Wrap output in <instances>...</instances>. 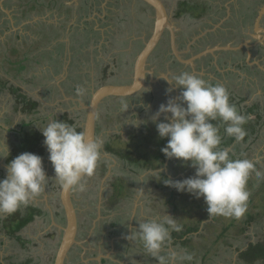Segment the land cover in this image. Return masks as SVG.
Wrapping results in <instances>:
<instances>
[{"label": "rangeland", "instance_id": "rangeland-1", "mask_svg": "<svg viewBox=\"0 0 264 264\" xmlns=\"http://www.w3.org/2000/svg\"><path fill=\"white\" fill-rule=\"evenodd\" d=\"M0 1L9 14V17H0V73H3V80L6 78L13 79L17 74L19 63L26 66L24 72H21L16 78L18 80H14V82L21 85L28 96H34L39 102L40 100H44L43 98L45 97L44 106H49L46 109L41 108L42 111L40 116L43 121L38 122L36 127L42 129L47 123L55 120V115L65 112L76 118L77 122L81 125L85 121L86 112L80 109L81 106H79L76 100H81L86 104L88 103L91 96L92 83H95L96 87L107 83H129L128 81L131 78V73L129 69L126 71L127 67H125L124 64V57L122 58L121 53L118 52L119 49H124L128 45L123 42L118 43L113 38H110L108 41L103 40L100 42V40L96 42L95 38L92 36L79 42L81 35L78 33L84 26L83 13H88L84 11L83 8L78 9V7L82 6L81 3H83V0ZM57 1L63 2L57 4ZM164 1L167 3V7L173 8L175 7V3L180 0ZM206 1L212 3L213 0ZM88 2L93 12H96V8L99 7H115V5L120 4L117 0H110L111 3L105 6L102 4L101 0H88ZM247 3L248 1L246 0L239 2L234 0V5L229 4V6L237 7V15L240 13L239 15L243 17V15L247 13V10L245 11ZM256 5L257 4L254 5L255 8ZM68 7H75V10L68 13ZM129 8L132 9L130 4L128 8L122 7L120 9V14L125 16ZM198 11H202V9L194 10L193 17H198L200 15ZM105 12L104 15L106 14ZM254 12H257V19H255L256 23L249 22L250 24L245 28V23L243 22L244 24L241 25L240 20H238L237 23H226L224 27H226V29L234 28L235 33H240V31H243L244 34L250 33V37L252 38L247 36H245V38L252 39L255 46L253 49L254 59L252 60L258 61L259 64L264 67V7H260L259 10L256 9ZM104 15L101 16L102 19ZM136 17L137 14H134V20ZM7 19H10V25H8V23L7 25L4 24ZM94 20L95 25L91 24L90 26L94 25L96 29L105 28L101 27L99 20L96 18ZM184 23L183 26L186 27L189 32L193 33H196L198 30L201 32V28L206 26V23L199 19L190 22L184 18ZM125 25L126 27L123 29L119 27L121 28L119 33L122 35L120 37L117 33V40H125V38L127 40V38L133 37L136 33L145 30V27L141 29L140 24L136 22L130 23V20H126ZM8 26H10V29H6ZM207 29H209V27ZM116 31L118 32L117 28ZM54 32L59 33L56 34L58 36H56L57 38L55 37L56 39L47 37L48 34L53 37L52 34ZM194 35L196 36L197 34ZM241 36L244 37V35L240 34L239 38ZM254 37H256V39ZM223 38H226L224 34ZM212 40L216 41V39ZM62 43L65 44L61 46ZM12 46L18 48L19 51L17 54L11 52ZM164 47L165 46L161 47L162 50ZM3 59L12 61L10 64L11 66L8 63H3ZM249 67V69L245 68V77L249 80H242L246 86L236 78L232 80V88L236 89L237 94L239 92V95L248 96L250 98L249 103L255 101L253 99L258 98L260 94V101H262V104H260L264 107V78L254 72L255 68L258 69L257 64L249 65ZM250 69L251 72L248 71ZM33 74H36V77L31 79V75ZM159 74H161V72ZM21 75L24 79H20ZM206 80L208 81V79ZM238 82L241 84H238ZM62 83H65L70 91L67 92L66 95H61L58 91V86L62 85ZM48 85L55 87L57 92L53 91L52 93H48L46 91V87H49ZM78 86L86 90L85 95H76L75 90ZM141 93H139V95ZM179 95H181V92ZM144 96L145 95H142L138 98H144ZM138 98H135V100L108 98L101 103L98 114L97 130L99 132H97V141L102 142L101 148L104 147L105 142L109 141L114 147L133 151L136 155H146L148 161L156 162L161 149L167 145L168 138L159 137L156 123L153 122V117L159 112L160 106L162 104L165 105V102L159 104H153L150 100L137 102ZM170 99L174 100V96L171 95L168 100ZM121 100L129 103V110L126 112L121 111ZM11 101L14 105L17 104V100L13 94L6 93L0 96V116L10 117L12 115L17 117L20 115L19 111L14 109L16 110L15 113L13 108L11 109ZM256 101H258V99H256ZM179 103L180 100L178 101V104ZM183 106L186 107V105ZM148 108H153V110H155L153 114L150 112L149 118L145 119L142 118V116L137 117L140 114V110H145L147 112ZM132 111H135L134 114L131 113ZM78 115L80 116L77 118ZM21 117L26 119L25 121L33 118V116H27L26 114H21ZM167 117L169 119H167ZM137 120L140 121L139 126H134L129 122H137ZM157 122L170 123L171 114L161 113ZM217 123L219 124L218 121H216V124ZM145 125L146 127H143ZM221 129L222 126L220 127V131ZM102 130L106 131V136L105 133H102ZM115 133L118 134L117 137H114ZM137 133L139 134L138 138ZM132 137H134L135 141H132ZM130 139L131 142H129ZM5 140L6 143L9 142L7 139ZM162 141H165V143L163 144ZM252 141L253 140H251V143ZM17 142L20 144L19 139ZM249 146L250 147H247L248 150L244 155H241V153L239 155L238 151L233 150V147L227 149L232 158H248L255 163L259 171L264 172V127L261 130L259 139L252 146ZM172 160L173 162L171 163L178 165L175 170L172 165V167L164 165L154 171H142L138 172V174L135 171L136 175L133 176L132 174L134 183L139 182V178L143 180L140 187L142 191L135 200L134 198L124 199L126 197V188L124 189L121 182L114 181V176L118 179L119 177L122 178L127 175V167H125L122 162H118L114 170L116 174H114V176H107L105 175L104 169L99 167L100 162H98L93 176L86 177L82 181V183L85 184V191H74V203L78 211L81 230L89 228L90 223L95 220L98 214L100 218L97 224L101 230L104 229L105 224L106 226L110 224L108 221H106V223L104 220L114 218V221H116L123 218L124 222H122L119 228L122 231L129 230L130 233H132V230L138 229V223L146 219V213H148L152 219H163L167 215H170L178 220V223L183 226V230L190 226H198L199 231L203 230L204 236L206 237H203L202 240H198L197 246L193 245V239L197 238L194 235L191 236L190 240L193 247H189V243L187 245V251L195 254V264H245L239 257L241 252L246 250L251 243L264 240V206L261 208L258 206L261 202H264L261 196L263 193L262 188H264V179L257 181L254 174L249 179L253 184L249 185L248 181L247 189L250 192L248 208L241 219L237 220L235 218H224L220 216L209 217L206 210L207 206L203 198L196 199L186 192H178L174 187H164L166 182L163 179L162 173L169 175L171 180H174L173 182L183 181L195 176V168L191 167L190 164L176 159ZM46 162L47 161L44 159V170V164ZM103 165H106V163L104 162ZM46 169L50 171V174L46 175L48 177V185L51 189V184H53V186L56 187L55 193L59 196L61 187L55 179L53 166L51 169L48 167H46ZM112 186H114L115 191ZM250 200H253V202H250ZM175 208L176 210H174ZM172 210L175 213H173ZM250 215H253L255 220L247 226L246 222ZM63 224L65 225V221ZM225 228H230V230L227 233H223ZM117 231H119V229H117ZM196 233H198V231ZM109 239L112 241L113 238L110 237ZM100 240L101 238L99 241ZM60 242L61 236L58 242L50 248L52 249V263L55 260ZM123 242L124 241H121V243ZM75 252H72L71 260L77 259L78 253L75 255ZM201 255H207L206 260L203 262H201ZM110 256L116 259L115 255L111 254ZM253 264L262 263L258 261Z\"/></svg>", "mask_w": 264, "mask_h": 264}, {"label": "clouds", "instance_id": "clouds-1", "mask_svg": "<svg viewBox=\"0 0 264 264\" xmlns=\"http://www.w3.org/2000/svg\"><path fill=\"white\" fill-rule=\"evenodd\" d=\"M162 78L181 89V95L177 98L179 104L170 99L153 117L159 137L168 138L161 152L168 159L195 168L194 177L175 182L167 180V184L178 192H186L196 199L203 198L209 217L241 219L248 208V181L253 174L257 181L264 179V172L259 171L252 160L233 159L228 149L220 148V127L224 126L226 136L241 142L246 136L243 126L248 118L230 103L229 92L222 84L212 83L188 71L171 79ZM167 91L171 92L172 88ZM75 92L77 96H83L86 90L78 86ZM128 107L129 103L121 100V111L126 112ZM161 113H170L171 122H157ZM213 121H220V124ZM129 122L140 125L139 120ZM37 128L44 137V146L61 189L65 192L85 191L82 180L93 176L101 159L102 142L89 139L83 131H77L75 124L65 121L52 120L42 129ZM0 158L7 156L0 155ZM47 180L42 157L25 152L11 160L6 177L0 179V214L12 215L27 207L44 192ZM138 225V229L132 230L126 239L138 241L158 264H191L194 261V253L172 247V232L183 230L177 219L170 215L163 219L146 218Z\"/></svg>", "mask_w": 264, "mask_h": 264}, {"label": "crops", "instance_id": "crops-1", "mask_svg": "<svg viewBox=\"0 0 264 264\" xmlns=\"http://www.w3.org/2000/svg\"><path fill=\"white\" fill-rule=\"evenodd\" d=\"M216 1L217 0H213L212 1L213 4H217ZM246 1H248V0H246ZM62 2L63 1H60L58 3L61 4ZM101 2L104 6L111 3L110 0H101ZM221 2H222L224 7H219L218 16L221 17V18H219L220 19L219 24L225 25L226 23L228 24L230 22L237 23L238 20H240V22L243 21V19H242L243 17H241L239 15L240 13L238 15L236 13L237 7H230L229 6V4L231 5L234 2V0H221ZM249 2H251V4H252V3H254V0H251V1L249 0ZM254 4H257L256 8L255 7H250V8L245 7V11L247 9H250L251 12H254V9L259 10L261 6L264 7V0H256ZM2 7H3V5H2ZM214 8H216V7H214ZM241 13H242V11H241ZM94 23H95V20H94ZM210 24H211V22H210ZM210 26H212V27H209V29H207L208 31L214 30L216 28L217 24L215 23V24L210 25ZM240 34L244 35L243 31L241 33H235V35L233 37L234 40L233 41L229 40L230 42H228V43H231L232 45H241V47L240 48L236 47V49L228 50V51L225 50L226 54L227 53L230 54L229 52H231V53L234 52L236 54L231 55L233 57H231V56H230V58L228 57V60H226V62H224L225 60H223V63L221 60H218V61L216 60L219 68L215 67V65H214L215 60L212 61V59L210 58L211 55H210V57H207L206 64L200 70L196 69V64L191 65L190 63H188V64L186 63L183 66L185 67V69H187V66L191 67V70H192L191 73L199 75L200 77L204 78L205 80L208 79V81H210L212 83L222 84L229 92L230 103L235 104L238 111L241 114L248 117V112L250 111L249 110L250 108H255L256 112L261 111L263 113L264 107L257 106V104L260 102L259 100H258L259 102L256 101L255 104L253 102L248 104L245 102L246 100H244V102H241L244 98L242 97V95H239V92L237 94L236 89L232 88L231 83H233L232 82L233 79L237 78V80H240V81H242L243 79H245V81L249 80L247 77H245V74H246L245 69H236V67L239 66V59H238L239 56L238 55H240L242 53L243 56H246V60H247L249 65H253V64L258 65L259 64L258 61L252 60V59H254L253 49L255 47L253 44V40L249 39L247 37L245 39H244V37L239 38ZM250 35H251L250 33L245 34V36H250ZM254 38L256 39V37H254ZM64 44L62 43L61 46H63ZM84 46H88V45H84ZM247 46H249V47H247ZM244 48H246L244 53L240 52ZM59 53H61V52H59ZM222 53H224V52L219 53L218 56L222 57V56H220ZM208 58H210V59H208ZM135 60H134V63H135ZM187 60H189V59H187ZM258 69H259V71L264 73V71L262 69H260L259 67H258ZM258 69L254 70V72L256 74H258V72H259ZM263 69H264V67H263ZM133 70H134V66H133ZM248 71L251 72V69ZM216 74H218V75H216ZM2 75H3V73H0L1 78L4 77ZM160 75L169 78L168 75L165 73H161ZM18 76H19V74L16 75L13 79L5 77L6 78L5 80L10 81L8 86L12 85L14 88H21L22 90H24V88L21 85L14 82V80H18V79H16ZM35 77H36V74L31 75V79H33ZM20 79H22V78H20ZM239 83L240 82H238V84ZM63 86H64V88H63ZM169 86L170 87L164 88L166 91L168 90V88H172V91L167 93L168 95L170 94V96L173 95L174 97H176V93L180 94L181 89L177 88V90H178V92H177L175 90L176 87L174 85L170 84ZM95 87H96V84L92 83V89ZM50 88L52 89V92L53 91L57 92L56 88L51 87V86L46 87V91ZM58 91L61 95H66L67 92H70L68 87L65 85V83H62V85L58 86ZM6 93L12 94V91L10 90V88H6L3 92L0 93V96L5 95ZM179 94H178V97H180ZM29 97L33 98V100L38 101L34 96H29ZM43 99L46 100L45 97ZM44 100H40V103H41L40 106H41V108L46 109L49 106H44L45 105ZM76 101L78 102L79 106H81V100H76ZM178 101H179V99H178ZM178 101L177 102L175 101V102L178 103ZM11 103H12V101H11ZM165 105H167V103H165ZM16 106H17V104L14 105V103H12V105H11V109L13 108L14 112L16 111V110H14V109H16ZM41 108H40V112L42 111ZM80 109H83V107L81 106ZM19 114L20 115L17 117H14L12 115L10 117L0 116V155L7 156V158H0V179H4L6 177L7 165L11 162L10 157L12 155H14L13 154L14 151L17 149L18 146H20V144H18L17 140L23 134L22 131L24 133L25 132H27V133L36 132L37 130H39L36 127V124L40 121H43L42 117L38 114L29 115V116H33V118L28 119V121H25L26 119H23V117H21L22 113L20 111H19ZM250 119L255 120L256 119V113L252 114L250 116ZM30 123H32V125ZM97 126H98V118H97ZM222 127H224V126H222ZM260 135H261V133H260ZM260 135H259V137H260ZM5 139H7L9 142L6 143ZM19 142H20V140H19ZM8 153H9V155H8ZM45 156L49 157L47 149H46V155ZM44 165H45V173H46V175H49L50 171H49V169L48 170L46 169V167H48L50 169L52 167V164L50 163L49 158ZM51 185H52V187L50 189V186L48 185V180H47L44 192L41 193V195H39L38 197L34 198L29 203V205L27 207H22L15 214H12V215L0 214V264H54V262L52 263V249H50V248L53 247L58 242V240L60 239L61 229L59 226H63L64 214H63V210H61L62 206L60 203V198H59L58 194L55 193L56 187L53 186V184H51ZM164 187H167L166 184L164 185ZM54 201H56V202H54ZM174 210H176V208ZM173 213H175V212L173 211ZM32 214L35 215L34 221L29 223L24 229L20 230L18 233L12 232L13 228L16 227V224H18L19 221H21L22 219L28 218ZM146 215H147L146 216L147 219H152L148 213H146ZM97 221H98V219L96 216L95 220L90 223V226H89L90 230H88L89 232H87L88 238H85V240L82 239L83 241H81V243H80L81 247H79V251L81 253L79 255H77V257H76L77 259L76 260H69L68 259L69 261H67V264H100V262L91 263L90 261L95 260V256H98L96 258L97 261L102 260V262H103L104 258L111 259L112 256H110V255L111 254L115 255L116 254L115 252H118L117 254L119 255V259H117V258L114 259L112 257L113 261L116 262V264H158V262L154 258L148 256V254L143 250L142 245H140L138 241L133 242L129 239H126V237L130 236L132 233H129V235H128V234L119 233L120 231L114 232L113 235H115V236H112V235H111L112 237L109 236V238L110 237L113 238L112 241L109 238H107V240H109L108 245H107V250H110V252H108L107 256H104L103 251H105V248H102L100 245H106L107 243L105 240H102V239L99 241L98 235L95 236L94 229H96ZM173 233H175V232H172V234H171L172 241H173L172 247L174 249H177V250H180V247H181V249L187 250L188 249V247H187L188 243L190 244L189 247H191L192 245L190 243V240H191L192 235L197 237L196 239L195 238L193 239L194 240L193 241L194 246H197L196 244L198 243V240H202L203 237H206V236H204L205 234H204L203 230L198 231V233L191 234L188 238H186V237L185 238L184 237L183 238H176V236ZM123 239H125L124 242H126V243H121V241ZM84 241L86 243H88L86 246L92 247V249L90 248L92 252H91V254L87 255L88 256L87 258H85L86 252L82 251L84 249L83 245L86 244V243H84ZM207 255H208V253H207ZM206 256L201 255V262L206 260ZM98 258H100V259L98 260ZM108 261H105V262H108ZM195 263H196L195 260L191 262V264H195ZM184 264H189V262H184Z\"/></svg>", "mask_w": 264, "mask_h": 264}, {"label": "flooded vegetation", "instance_id": "flooded-vegetation-1", "mask_svg": "<svg viewBox=\"0 0 264 264\" xmlns=\"http://www.w3.org/2000/svg\"><path fill=\"white\" fill-rule=\"evenodd\" d=\"M117 1L120 4L115 5V7H99V8H96V12H93L92 7H90V5H89L88 0H83V3H81L82 4L81 8H83L84 11H87L88 13H86V14L83 13L84 26L82 27V29L78 33L79 35H81L80 36L81 40H79V42H82L83 40L88 39V37L90 38V36H92L95 38L96 42L97 41L99 42L100 40H101L100 42H102L103 40L108 41L110 38H113L118 43L123 42L126 45H128L124 49H119L118 52L121 53L122 58L124 57V64H125V67H127L126 71L129 69V71L131 73V78L128 81L130 83L132 81V77L134 75V70H133L134 60L137 57V55L140 53V51L144 48L145 43L148 41V39L150 38V36L152 34V31L154 29L155 22H156V13H155L154 9L152 7H150L148 4H146L143 0H127V1L126 0H117ZM200 1H203V0H200ZM237 1L239 2L242 0H237ZM255 1L256 0H254V3H255ZM125 2H126V4H125ZM163 2L166 5L168 13L171 14V19L174 22V25L176 26V30H175L176 31V44L178 47L177 49H179V51H180V57L182 59L187 60V59L195 56V54L199 53L201 50H204L206 48L215 47L216 45H227L228 42L234 40V38H233L235 35L234 28H227L226 29V27H224V25L221 24L219 27L215 28L214 30L207 31L208 26L212 27V26H210L212 23L219 24V20H220L219 18H221L218 16L219 7H224L221 0H217L216 1L217 4H213V2L212 3L208 2L211 6L208 9V12H206V14L202 18H197V19H195L194 17H191L187 10H185L183 12V14L178 16L177 15V10H178L177 5H178L179 1L175 3V7H173V8L167 7V3H165L164 0H163ZM254 3L251 4V2H249V0H248L247 7L248 8L255 7ZM121 4H123V5H121ZM129 4L131 5L132 9L129 8V10H128V12H126L125 16H123V14H120V9L122 7L128 8ZM214 7H216V8H214ZM261 7H263V6H261ZM78 9H80V7H78ZM73 10H75V7H73L71 9V11H68V9H67L68 13L72 12ZM255 10L256 9H254V11ZM104 12L106 13L105 15H104ZM101 14L104 15L103 19L101 18V16H102ZM134 14L135 15L137 14V17L135 20H134ZM256 14H257V12H251L250 9H247V13L243 15V21L240 22L241 25H243L245 23L244 26L246 28V26L248 24L256 23L255 22V19H257ZM127 15H128V17H127ZM2 16L9 17V14L5 10L4 7L3 8L0 7V17H2ZM182 17L186 18L190 22H192V21L194 22V21L199 19V20H202V22L206 23V26L201 28L202 31L205 32L204 33L205 35H202L201 37H197L200 34H202V31L200 32L199 30L196 31V33L189 32V30H187L186 27L183 26V24H185V23H184V18H182ZM95 18L97 20H99L101 27H103V28L105 27L104 29H96L94 27V25H95L94 19ZM126 20H130V23L136 22L137 24H140V28L142 29L145 27V30H142L141 32L136 33L135 36H133V37L131 36V37L127 38V40H126V38H125V40H117V38H116L117 33H118V36L121 37L122 34H120L119 31L121 28L123 29L124 27H126V25H125ZM210 22H211V24H210ZM7 23H8V25H10V19L5 20L4 24L7 25ZM91 24H94V25L90 26ZM119 27H121V28H119ZM116 28L118 29V32L116 31ZM6 29H10V26L6 27ZM241 32L242 31H240V33ZM56 34H59V33L54 32L52 34L53 37L50 34H48L47 37L50 39L55 38L57 36ZM194 34H197V35L195 36ZM223 34H224V37H226V38H223ZM243 34H244V32H243ZM72 35H74V34H72ZM85 37H87V38H85ZM247 37L251 38L250 36H247ZM241 38H242V36H241ZM212 39H216V41H213ZM244 39H245V34H244ZM101 45H103V44H101ZM162 46H165L163 48V50L161 48ZM245 50H246V48L242 49V51H240V52L244 53ZM18 51H19L18 48H15L14 46L11 47V52L13 54H15V53L17 54ZM221 52H224L220 55L222 57H219L218 54H216L218 57L217 59H215L212 56L210 57V55H208V56L203 57L201 59L195 60L194 65L196 64V69L200 70L202 67H204V65L206 64L207 57H210L212 59V61L221 60L223 63V60H225L224 62H226V60H228V57L230 58L231 55L236 54L234 52H232V53L229 52L230 54H228V53L226 54L225 51H221ZM238 56H239L238 57L239 66L236 67V69H245L247 66L249 67V64L246 60V56H243L242 53ZM154 57H157V58H154ZM231 57H233V56H231ZM210 58H208V59H210ZM2 62L8 63L10 65L12 61L7 60V59H3ZM148 62H149L148 68L154 71V79L158 80V81H156V83H153L150 81L149 76H148L147 77V85L149 86V88H148V86H146V88H144L141 91L142 93L140 92L141 93L140 95L138 93V94L130 96V97H121V98H123L124 100H127V99L135 100V98H138L142 95H145L144 98L143 97L138 98L137 102L150 100L153 102V104H155V103L159 104L161 102L166 103L168 101L170 94L168 95L167 94L168 91H166L164 88L170 87L169 86L170 84L164 78H162L165 76H161L159 73L160 72L165 73L171 79L174 75H177L180 72H183V71H188L190 73L192 72L191 67L187 66V69H185V67L183 66L184 63L180 62L179 59L174 54L173 48L171 47V33L167 30L165 31L164 35L162 36V39L159 41L158 45L154 49L153 53L150 55ZM248 67L246 69H249ZM255 69H257V68H255ZM216 75H218V74H216ZM258 75H260L264 78L263 72L259 71ZM241 82L245 85V83L243 81H241ZM148 83H150V84H148ZM107 84H119V83H107ZM239 84H241V83H239ZM242 97L246 98L245 102L250 104L249 103L250 98L248 96L242 95ZM117 98L121 99L120 97H117ZM256 99H258L260 101V99H261L260 95H258V98H256ZM256 99H253L255 101H252L254 104L256 102ZM260 103L262 104V101L259 102V105L261 106ZM261 107H263V106H261ZM134 112L135 111H132L131 113L134 114ZM150 112H152V114H153L155 112V110H153V108H151V109L148 108L147 112L145 110H142V111L140 110V114L137 117L142 116V118L147 119V118H149ZM143 127H146V125ZM97 128H98V126H97ZM105 132L106 131L102 130V133H105ZM96 133H97V130H96ZM116 133L114 135H118ZM138 133H137V138L139 137ZM106 135L107 134L105 133V136ZM134 141H135V139H134ZM129 142H131V139L129 140ZM106 143L107 142H105L104 147L101 148V159L99 162L102 164L99 163V167L104 169L105 175H107V176L113 175L114 176V174H116V173H114L116 164L118 162H122L124 164V166L127 167L128 173L126 176H124L122 178L119 177L118 179H116V177L114 176V178H115L114 181L121 182V184H123L124 189L126 188L125 189L126 197L124 199L127 200V199H133L134 198V200H135L137 198L138 194H140L142 191V190H140V187L142 185L143 180L141 178H139L140 179L139 182L134 183L133 176L136 175V173L138 174V172L136 170L132 169L131 166H129L124 161L119 160L117 157L106 152L105 151V144ZM45 157H44V159L47 161L48 156L46 158ZM104 157H106V158H104ZM166 161L169 162L168 165L170 167L174 166V170L177 169L176 167L178 165L171 163V162H173L172 159H170V160L167 159ZM166 161H165V163H166ZM104 162L106 163V165H103ZM165 163H164V165H165ZM135 171H136V173H135ZM132 174H133V176H132ZM164 174L166 175V173H164ZM167 176L171 180V177L169 175H167ZM112 187L114 188V186H112ZM114 191H115V188H114ZM60 203H61V201H60ZM61 210H63V207L61 208ZM63 214H64V211H63ZM112 214H113V211H112ZM97 216H98L97 219H99L100 215L98 214ZM145 216H147V215H145ZM104 221L105 222L108 221V223H110V224H108V226H106V224H105L104 229H102V230L99 228V225L97 224L96 229H94V231H95V236L99 235L98 240L101 238L102 240L106 241V243H107L106 245H100V246L102 248H105V251H103V255L107 256L108 252H110V250L106 249L108 242H109V240H107V238H109V236H111V234L113 236V233L116 232L117 229H119V231L123 234L129 235L130 232H129V230L128 231L120 230L119 226H121L122 222H124L123 218H120L116 221H114V218H112V219L109 218L108 220H104ZM63 226H65V225L63 224ZM88 230H90V229L86 228L85 230H81V228L79 226L78 238H77L78 241L81 242V241H83L82 239L85 240V238H88V233H87V232H89ZM98 232H99V234H98ZM122 241H125V239H123ZM84 243H86V242L84 241ZM123 243H126V242H123ZM87 244L88 243L83 245L84 249L82 250L83 252L84 251L86 252V256L91 254V252H92L91 251L92 247L86 246ZM79 247H81V246H79V245L75 246V248L73 249L74 252L76 251L75 255L77 253H78L77 255H79L81 253L79 251ZM72 252H71V254H72ZM115 253H116L115 254L116 258L119 259V255L117 254L118 252H115ZM71 254H70V258H69L70 260H71ZM97 257L98 256H95V260H91L90 262L91 263L99 262L96 259ZM111 259H112V257H111ZM111 259L104 258L102 263L103 264H116V262H114L113 259L112 260ZM105 261H108V262H105Z\"/></svg>", "mask_w": 264, "mask_h": 264}, {"label": "trees", "instance_id": "trees-1", "mask_svg": "<svg viewBox=\"0 0 264 264\" xmlns=\"http://www.w3.org/2000/svg\"><path fill=\"white\" fill-rule=\"evenodd\" d=\"M58 2L59 1H57V3ZM177 7H178V10H177L178 16H180L181 14H183L185 10H187L190 16L193 17L194 10L202 9V11H198L200 15L198 17H194L195 19H197V18H202L206 14V12H208V9L211 6L206 0H203V1L180 0L178 2ZM72 8L73 7H68L67 9L68 11H71ZM25 69H26V66L19 63V68H17L16 75L20 74L21 72L23 73ZM20 78L23 79L24 77L21 76ZM9 83L10 81H7L5 79L3 80L0 77V93L3 92L6 88H10V90L12 91V94L15 96L17 100L16 110L20 111L22 114H26L27 116L31 114L40 115L41 113L40 104L41 103L39 101L33 100V98L29 97L25 93V91L22 90L21 88H14L12 85L8 86ZM47 92L52 93V89L51 88L48 89ZM244 100H246V98H244L241 102H244ZM257 106H260L259 103L257 104ZM249 110L250 111L248 112V117L246 116L248 118V122L243 126L244 130L246 131V136L244 140L241 142H236L234 138H231L225 135L224 127H222L220 131V134L222 136V142H221L220 148L227 149V148L233 147V150L238 151L239 155L240 153L241 155L242 154L244 155V153L247 152L248 150L247 147L249 148L250 147L249 145L252 146L259 139L261 130L264 127V114L261 111L256 112L255 108H250ZM255 113H256V119L251 120L250 116ZM79 116L80 115H78L77 118ZM55 120L65 121L66 123L70 125L75 124L77 126V131H83L81 125L77 122V119L72 117L67 112L55 115ZM218 122L220 124V121ZM212 123L216 124V121H213ZM30 124L32 125V123ZM97 132L99 131L97 130ZM22 133L23 134L19 137L20 146H18L17 149L14 151L13 153L14 155L10 157V161L15 159L18 155L25 153V152L36 154L42 157V161H43L46 155V147L44 146V137L42 136L40 130H37L36 132H31L30 134L27 132L24 133L23 131ZM114 136L117 137L118 135H114ZM131 139L134 140V137H132ZM251 140H253L252 143H251ZM162 142L163 144L165 143V141H162ZM238 149H241V150H238ZM105 151L117 157L119 160L124 161L129 166H131L132 169L136 170L137 172L154 171L158 169L159 167H162L165 161L168 159L165 157V155L162 152H160V155L157 157L156 162L148 161L146 159V155H141V154L136 155V153L133 151H127L122 148L114 147L109 141H107V143L105 144ZM235 158L237 157H234L233 159ZM162 176H163L164 181L166 182V186L169 187V185L167 184V180H170V179L164 173H162ZM251 184L253 183H251L249 180V185ZM262 191L263 193L261 196L264 200V188H262ZM250 202H253V200H250ZM258 206L261 208L262 206H264V202H261ZM34 217L35 215L32 214L28 218H25L19 221L18 224H16V227L13 228L12 232L18 233L20 230L24 229L29 223L34 221ZM254 220H255V217L253 215H250L246 222L247 226L253 223ZM198 228H199L198 226H193V227L190 226L189 228L184 229L179 233L175 232L173 234L176 236V238H183V237L188 238L191 234H194L197 231H199ZM229 230L230 228H226L223 233H226ZM239 257L245 264H253L258 261L264 264V240L259 241L257 243H251L245 251L241 252Z\"/></svg>", "mask_w": 264, "mask_h": 264}, {"label": "water", "instance_id": "water-1", "mask_svg": "<svg viewBox=\"0 0 264 264\" xmlns=\"http://www.w3.org/2000/svg\"><path fill=\"white\" fill-rule=\"evenodd\" d=\"M146 4L152 7L156 13V22L152 34L148 41L145 43L144 48L135 58L134 63V75L132 81L128 84H104L100 85L97 88H93L91 91V96L87 104L81 101V106L83 107L82 111H85V121L81 125L83 132L89 139L97 141V118L100 110L101 103H103L108 98H117V97H130L140 93L147 85V77L149 76L150 81L155 82L154 73L151 69L148 68L150 55L153 53L154 49L158 45L159 41L162 39L165 31L171 33V47L173 48L174 54L179 59L180 62L184 64L190 63L194 65V61L201 59L208 54L217 59L216 52L233 50L236 47L240 48L241 45H217L215 47L206 48L199 53L195 54L189 60L182 59L180 57V51L177 49L176 45V26L171 19V14L168 13L166 5L163 0H143ZM0 7L2 3L0 2ZM220 25H217L219 27ZM208 31V30H207ZM205 32L202 31L197 37H201ZM246 45V44H245ZM249 47V46H247ZM189 61V62H188ZM215 67L219 68L216 60L214 62ZM260 69H263L261 65H257ZM141 87L139 86V84ZM175 90L178 92L177 88ZM178 94L174 97V101H178ZM167 119H169L167 117ZM170 160V159H168ZM168 165L166 161L165 166ZM74 191L65 192L62 189L60 190L59 198L61 201V206L64 211V221L65 226H59L61 229V242L58 247L54 264H67L70 254L75 248V246H80V241H78V231H79V217L78 212L74 203ZM100 258H98L99 260ZM100 264L102 260L99 261Z\"/></svg>", "mask_w": 264, "mask_h": 264}]
</instances>
